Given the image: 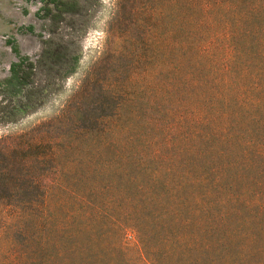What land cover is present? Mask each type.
Instances as JSON below:
<instances>
[{
  "label": "trees",
  "instance_id": "1",
  "mask_svg": "<svg viewBox=\"0 0 264 264\" xmlns=\"http://www.w3.org/2000/svg\"><path fill=\"white\" fill-rule=\"evenodd\" d=\"M44 1L53 25L81 12L78 0ZM157 1L152 133L118 132V179L44 200L36 226L13 233L21 264H264V0ZM73 62L45 39L0 85L28 113ZM104 189L117 193L100 204Z\"/></svg>",
  "mask_w": 264,
  "mask_h": 264
},
{
  "label": "rangeland",
  "instance_id": "2",
  "mask_svg": "<svg viewBox=\"0 0 264 264\" xmlns=\"http://www.w3.org/2000/svg\"><path fill=\"white\" fill-rule=\"evenodd\" d=\"M78 1L80 13L53 25L44 0H0V82L20 56L37 59L45 39L75 58L56 74L46 102L28 113L20 110L22 93L10 96L0 85V264H21L14 251L23 245L13 242L14 231L36 226L30 220L42 215L44 200L66 197L63 186L118 179L119 131L152 133V10L158 1ZM170 21L163 19L162 33ZM46 76L36 74L35 80ZM158 76L165 80L163 72ZM109 190L93 196L105 204L117 193ZM109 213L117 217L118 206ZM126 238L136 245L134 231L128 229Z\"/></svg>",
  "mask_w": 264,
  "mask_h": 264
}]
</instances>
